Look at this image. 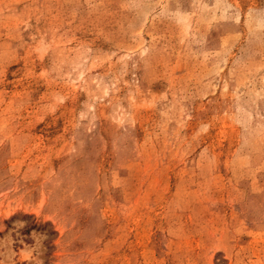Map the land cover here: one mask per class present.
Listing matches in <instances>:
<instances>
[{"label": "rangeland", "instance_id": "374dc122", "mask_svg": "<svg viewBox=\"0 0 264 264\" xmlns=\"http://www.w3.org/2000/svg\"><path fill=\"white\" fill-rule=\"evenodd\" d=\"M0 264H264V0H0Z\"/></svg>", "mask_w": 264, "mask_h": 264}]
</instances>
